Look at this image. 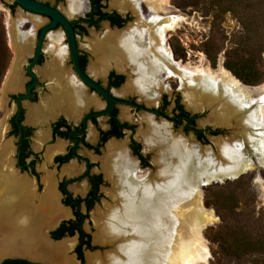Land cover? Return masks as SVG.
Instances as JSON below:
<instances>
[{
  "label": "flooded vegetation",
  "instance_id": "flooded-vegetation-1",
  "mask_svg": "<svg viewBox=\"0 0 264 264\" xmlns=\"http://www.w3.org/2000/svg\"><path fill=\"white\" fill-rule=\"evenodd\" d=\"M37 1L55 8L70 21L80 70L107 90L116 100L113 101L112 108L108 113H94L105 110L109 102L101 93L77 75L66 31L62 24L57 23L55 27L46 30L40 45L39 54L35 59L40 31L51 21V17L43 13L24 10L13 1L11 8L18 5L22 11L20 16L27 18H22L21 21L15 18V24L17 29L21 28L22 23L27 24L25 32L29 33V43L27 49H25L23 35L26 33L22 30H17V44L15 43L17 51L16 68L23 70V72H18L20 84L9 90L6 103L4 104L9 110L13 104L15 110L9 118V131L6 135L13 137L12 143L10 144L8 141L0 139V149L2 144L8 145V150L3 152L0 150V164L9 166L19 177L26 179L27 182L29 181L30 189L3 192V199L8 196L7 194L14 193V202H12V206L9 203H0V264H52L53 256L47 246L57 245L56 247H60L67 241L73 244V248L65 255L72 258L76 264H84L85 262L87 264L89 257L94 256L96 253L87 254V257H85V250L91 248L90 238L93 234L90 236L85 231L84 220L87 216L94 214L93 221L96 229V212L99 209H95V212H91V209L95 205V200L99 198L100 187L104 183H110V189L106 190L108 196L114 188L112 180L107 176L103 168L104 161L108 156L106 149L108 151L111 142L123 145L127 150L126 153L131 160L129 172L125 175L127 179L128 175L134 173L138 177L150 175L147 170L142 171L144 168L151 166L148 161L150 153L155 152L153 162L157 165V150L151 148L148 150L146 146L147 119H151L159 125L166 124L171 134L175 137L177 136L176 133H173L169 125L170 122L173 124L172 126H182L184 131H192L197 141L205 137V131L196 128L195 115L191 114L194 111L191 108L189 109L192 112L185 110L178 98H176L174 106L175 114L173 116L166 114L167 99L165 95L162 96V93L170 91L169 86L165 82L167 78L164 77V73L167 71H159V69L154 71L155 73H160L158 74L160 79L153 74L151 76V80L154 79L152 81L157 85H151L147 90L142 89V91L135 84V81L137 80V75L140 77L141 74L148 72L141 69L140 65L137 66V60L134 61L127 58L125 63L123 61L121 64L118 63L120 70L117 69L116 62L111 61L112 67L107 70L108 72L104 73L105 77L104 75L96 76V65H98L99 60L94 53L95 49L92 48L90 40L97 34L95 31L99 28V23L104 22V27L98 35H103L105 27H108L111 31L129 30L128 38L133 42V45L145 46L149 39L148 32L150 30L147 29H149L150 25L147 22L151 13L146 9L143 2L138 5L136 3L135 5L131 4V8H127L122 12L114 7L111 8V11H106L104 2L107 0H78V2L82 3L84 11H80L78 14H69L68 12L66 14L56 5L60 0H55L54 3H51L50 0ZM129 3H133V0H129ZM67 6L68 0H66V10ZM132 9L136 13L138 12L137 14L142 21L135 27L123 28L128 23ZM101 14L109 15L112 19L101 17ZM34 21L37 22V26L33 29ZM148 25L149 27L147 28ZM88 29H93V33L90 34V37H87L88 40L86 42L80 43L79 38L89 34ZM50 36H57L56 45H51ZM21 53H26V62L24 64L22 63L23 58L20 56ZM171 57L175 63L182 62L187 64L188 61H191L193 55H189L186 61L180 58L174 59L173 54ZM142 60L144 61L145 59H141V62ZM30 64L29 71L28 67ZM29 72H32V74ZM132 75L135 77L132 78ZM9 81L10 79L7 83ZM175 81L177 82V80ZM37 87H40L41 90L47 87L50 88V93L44 95L39 104L37 103ZM5 88L8 89L7 84ZM74 88L80 90L83 94V99L79 103L68 96L69 102L64 99L65 97L62 98L64 99L62 104L60 103L61 105L53 114L48 113L49 115L47 114L48 116L46 115L45 117H41L39 113L32 114L33 111L43 108V105L48 102L47 99L56 97L59 91H62V94H67L70 89ZM156 88L157 93H155ZM130 92L137 93L140 100L151 106L136 101L134 96H130ZM27 93H29L28 97H21L18 101L20 95ZM184 94L185 92L182 91L187 106ZM122 95H127V97ZM156 101L158 106H155ZM68 107L70 108L68 109ZM24 108H27L28 111L26 122L24 121ZM138 111L145 114L138 116ZM162 119L168 120L169 124ZM137 123H142L145 126L143 130L139 129V134L136 136L135 128ZM34 125H39L43 128L35 131ZM127 134L128 136L126 137ZM124 138H127V141ZM195 146L197 147L198 145ZM95 160H101L102 171H95ZM81 180H83L82 184L77 189H74V186L77 183L79 184ZM153 182L154 180L150 178L147 185L149 186ZM50 194H54L57 197L55 203L67 214L65 217L54 221L56 223H44V226L41 225L38 229L36 228V222L30 219L24 204L19 205V203L23 197L27 196L29 201L32 200L33 216L37 217V214L47 212L45 202ZM106 204L109 203H104L103 205ZM15 234L18 235L16 236L18 237L16 241L13 240ZM74 234H77V237H74ZM35 235L39 238H34ZM76 238L77 243L74 245ZM41 239L45 242H42ZM94 241L96 242V234ZM19 242L21 243L19 244ZM37 242H39L38 245ZM44 243L47 246H44Z\"/></svg>",
  "mask_w": 264,
  "mask_h": 264
},
{
  "label": "bare ground",
  "instance_id": "bare-ground-1",
  "mask_svg": "<svg viewBox=\"0 0 264 264\" xmlns=\"http://www.w3.org/2000/svg\"><path fill=\"white\" fill-rule=\"evenodd\" d=\"M71 2L67 10L69 14H78L80 11H84L82 3L80 4L78 0L74 4ZM140 2H143L151 13L148 22L146 21L150 25V27L147 26V28L149 27L147 30L150 31L146 48L153 55L152 63L148 60L147 63L143 60L141 62L143 58L140 57L139 46L136 43L134 46L128 38L129 30L111 31L106 28L103 35H98L97 42L96 40L93 42L92 48L95 51H92L99 60L96 65V76L104 75L109 68L111 69V61L116 62L115 65L120 70L118 63L121 64L122 61L125 63L127 58H130V60H137V66L141 64V69L148 72L141 74L142 76L140 75L139 79L137 77L135 81V84L140 87V91H142L140 86L143 83L142 78L147 81L148 85H155L151 76L153 74L158 78L160 73L154 71L158 69L167 71L165 76L178 80L182 90H185L184 96L188 108L194 111L203 110L205 107L214 109L211 118L213 123L228 125L236 114H240L244 109L249 110L242 119L237 121L239 125L242 124L253 129L250 137L247 136L253 155H249L250 152L246 153V146H243V143L239 146L242 148H236V150L235 144L238 141L223 142L226 144L221 150L222 154L226 156L225 164L209 173L208 166H202L196 161L197 152L192 150L193 148L191 149V145L186 139L175 138L166 124L159 125L151 119H147L146 146L148 150L150 148L157 150L156 163L160 177L159 182L154 181L148 186L150 175L138 177L134 173L128 175L127 179L125 178L130 169L131 160L123 145L111 142L110 145L108 144L109 147L107 145L108 156L104 161L103 168L114 184L113 191L109 193V196L118 204L115 207L106 204L104 210L96 212L98 230L96 241L102 244L107 241L120 242L112 251L103 256L96 254L89 257L87 264H208L210 254L202 231L209 225L207 223L213 215L203 204L200 187L218 178L222 180L240 176L248 169L249 158L254 161L253 163L262 165L261 162L264 161V131L261 130L264 123V84L256 87L246 86L226 69L223 56H220L218 67L215 70L211 68L204 55H199L197 62L175 63L171 57L168 38L179 30L187 29L188 26L198 28L199 20L187 17L176 10L170 4V0H133V3H129V0H114L113 7L124 12L133 4L138 5ZM35 26H37L36 21ZM11 31V39L14 38V42L17 44L16 27H13ZM142 34L144 35L143 32ZM56 37L50 36L49 40L53 45L58 41ZM23 43L24 48L27 49L29 36L24 38ZM14 70L17 72V68ZM13 75L14 80L11 81V84L7 83L9 90L20 84L19 73ZM68 96L78 103L83 99L82 92L75 88L70 89L67 94H62V91H59L56 97L49 100V105L46 102V105L43 106L44 110L41 109L40 112L36 110L32 114L39 113L41 117H45L48 113L53 114L64 99L69 102ZM7 148L8 145L4 144L0 150L6 151ZM28 182L19 177L9 166L0 164V203L5 202L11 205L14 202V193L7 194L8 196L3 199V192L30 189ZM27 198L25 196L22 200L20 199L19 205L24 204L30 219L36 222L38 229L41 225L44 226V223H56L54 221L67 214L55 203L57 197L50 194L45 202L47 212L39 213L37 217H34L32 200L29 201ZM144 205L148 210L152 208L146 224L153 233L157 234L154 238L143 233L145 229ZM16 236L18 235L15 234L14 241L18 239ZM36 237L39 238L35 235L34 238ZM44 246L47 245L44 243ZM56 246H47L53 256L52 264H76L72 258L66 256L67 251L73 248L70 241L63 243L60 247Z\"/></svg>",
  "mask_w": 264,
  "mask_h": 264
},
{
  "label": "rangeland",
  "instance_id": "rangeland-1",
  "mask_svg": "<svg viewBox=\"0 0 264 264\" xmlns=\"http://www.w3.org/2000/svg\"><path fill=\"white\" fill-rule=\"evenodd\" d=\"M50 1L51 3H54L55 0ZM71 1L72 0H68L67 10L69 9ZM113 1L114 0H107L104 2L106 11L112 10ZM74 2H76V0H73L71 3L74 4ZM12 4L13 0L0 1V43H4L3 45L6 49L7 55L2 61V51L4 50L2 47L3 45L1 44L0 139L2 141H8L10 144L12 143L13 137L6 135L9 131V118L11 113L15 110V106L12 104L10 110L4 106L6 101L1 98V88L3 85L4 87L6 86L8 79H10L9 84L14 80V75L11 73L23 72L21 69H17V72L14 70L16 68L17 51L15 49L14 38L11 39V29L16 27L15 18L19 21H21L22 18L27 19L20 16L22 11L19 6L16 5L11 8ZM170 4L187 17L198 19L200 23L198 28H191L188 26L187 29L179 30L177 33H174L169 37L168 43L174 59L180 58L186 61L189 55H193L191 61L197 62L199 55H204L208 60L209 65L214 70L218 67L220 56H223V63L226 60L233 66L239 67V61H243L251 67L250 69L244 67L243 70H245V75L249 76L251 73L255 72L258 75V79L256 78L255 84H246L243 81L242 82L249 87H256L264 84V0H170ZM56 5L64 13L67 12L65 9L66 0H60ZM129 16L128 23L125 24L123 28L135 27L142 21L133 9ZM26 27L27 24L22 23L21 28H16V31L22 30L27 34L28 32H25ZM103 27L104 22H100L99 28L95 31V33H97L96 37L94 35L90 40L92 47L94 44L93 42L95 40L97 42L98 33H101ZM32 28H35V21ZM106 28L108 27H105L104 31ZM88 32L89 34H85L84 37L79 38L80 43L88 40L87 37H90V34L93 33V29H88ZM26 34L23 35L24 38L29 36V33ZM51 45H53V43H51ZM146 47L147 43L145 46H140L138 48L140 57L144 58L146 62L148 60L152 63L153 55L149 53ZM20 56L23 58L22 63L24 64L26 62V53H21ZM10 75L12 76L11 78ZM165 75L166 74L164 73V77L167 78ZM134 77L135 76L132 75V78ZM137 77L139 79L138 75ZM175 80L176 79L168 77L165 82L169 86L170 91H164L162 93V96L165 95L167 99L165 112L169 116L175 114L174 106L176 98H178L185 110L192 112L187 108L182 95V91L185 92V90H182L183 88L180 86L179 81L177 80V83ZM142 82L143 83L140 84L142 89L147 90L151 86V84L148 85L147 81L143 78ZM36 91L37 103L39 104L44 95L50 93V88L47 87L41 90L40 87H37ZM155 93H157V88ZM137 95V93L130 92V96H134L136 101L151 106L140 100ZM122 96L127 97V95ZM155 106H158L157 101ZM213 110L212 107H205L203 110H196L194 113H191L195 115L196 128L205 131V137L200 141L195 140L192 131H184L182 126H172L173 124L171 122L169 124L167 122L168 120L162 119L171 126L173 133H176L177 137L174 136L175 138L180 137L182 140L186 139L190 143L191 149L193 148L192 150L197 152L196 161L201 163L202 166H208L207 170L209 173H212L213 170L218 169L219 166L225 164L224 160H226V156L223 155L221 151L223 146H226L223 142L227 141V143H229L231 141H238L237 144H235V149L242 148L239 146L243 143V146H246V153L249 154L250 152L249 155H253L250 150L251 147L249 140H247L248 137H250V134H252L253 129H249L242 124L239 125L237 121L242 119L249 110L244 109L241 112L242 114H236L237 116L235 115L234 119L232 118L230 120L231 125L213 123L211 119L213 116ZM144 114L145 113L141 111L137 112L138 116ZM27 118L28 111L27 108H24L25 122ZM158 121H160V119H158ZM34 126L35 131L43 128L39 125ZM37 126L39 127L37 128ZM144 126L142 123H137L135 128L136 136L139 134V129L143 130ZM261 130L264 131V123L262 124ZM127 136L128 134L126 137ZM124 139L127 141V138ZM3 145L4 144H2V146ZM195 145L198 146L196 147ZM154 157L155 152L152 154L150 153L148 161L151 166L149 168H144L142 171L147 170V172H150V178L159 182L160 177L158 166L153 162ZM251 160L252 159L249 158V162L247 163L248 169L240 176L229 180H220V178H218L217 180H212L200 187L203 204L213 215L212 219L207 223L209 225H207L202 231L210 254L208 264H264V161L261 162L262 165H257ZM101 165V160H95V171H102ZM82 182L83 180L79 181V184L77 183L74 186V189H77ZM110 187L111 185L108 182L101 185L99 198L95 200V205L91 209V212H95V209L97 208L99 210H104V203H109L110 206L112 205L114 207L118 204L113 199L112 204L111 196H108L106 192ZM149 209L150 210L144 205L143 219L145 220L146 227L144 226L145 229L143 230V233L154 238L157 234L153 233L146 224L152 208ZM93 217L94 214L87 216L84 220L85 231L88 232L90 236L93 234L90 238L91 248L85 250V255L87 252H92L91 254L96 253L103 256L112 251L120 241L114 243L113 241H107L103 242V244L98 243L97 241L94 242L95 234L97 235L98 230L97 226L95 229ZM127 233H129V231H127ZM74 237H77V234H74ZM76 243L77 238L74 245ZM84 264H86V262Z\"/></svg>",
  "mask_w": 264,
  "mask_h": 264
},
{
  "label": "water",
  "instance_id": "water-1",
  "mask_svg": "<svg viewBox=\"0 0 264 264\" xmlns=\"http://www.w3.org/2000/svg\"><path fill=\"white\" fill-rule=\"evenodd\" d=\"M13 1H15L24 10L43 13V14H46V15L51 17V21L47 25H45L40 31L35 59L37 58V56L39 54L40 45H41V42H42V39H43V36H44L46 30L55 27L57 25V23L62 24V26L64 27V29L66 31V35L68 38V42H69V46H70L71 54H72V58H73V63H74L77 75L82 80H84L86 83H88L93 88H95L99 93H101L109 102L108 107L105 110L94 112V113L95 114L108 113L110 111V109L112 108L113 101L116 99L107 90H105L102 86H100L94 80L89 78L87 75H85L80 70V68L78 66V61H77V50H76L75 41H74V33H73V29L71 27L70 21L65 16H63V14H61L58 10H56L55 8L48 6L44 3H41L37 0H13ZM30 66H31V64L28 67L29 71H30ZM29 73L32 74V72H29ZM8 93H9V89L7 90L3 85L1 88V98L6 101ZM28 96H29V93H27L25 95H20L18 97V101L21 99V97H28ZM146 109H150V108H146ZM226 180H229V178ZM91 253L92 252H87L85 257H87V254H91ZM85 261H86V259H85Z\"/></svg>",
  "mask_w": 264,
  "mask_h": 264
},
{
  "label": "trees",
  "instance_id": "trees-1",
  "mask_svg": "<svg viewBox=\"0 0 264 264\" xmlns=\"http://www.w3.org/2000/svg\"><path fill=\"white\" fill-rule=\"evenodd\" d=\"M101 17H107V18L112 19L111 16H109V15L106 16L105 14H101ZM1 44L3 45L4 43L1 42L0 45ZM2 47H3V50H4V51H2V61H3L4 58H5V56H7V55H6V49H5L4 45ZM239 63H240V66L239 67L238 66H233V65H231L230 63H228L225 60L224 65H225V67L227 69H229L236 77H238L244 83H246V84H255L256 78L258 77V75L255 72L251 73L249 76L245 75V73H244L245 70H243L244 67H246V69L247 68L250 69L251 67L248 64H246V62L239 61Z\"/></svg>",
  "mask_w": 264,
  "mask_h": 264
},
{
  "label": "crops",
  "instance_id": "crops-1",
  "mask_svg": "<svg viewBox=\"0 0 264 264\" xmlns=\"http://www.w3.org/2000/svg\"><path fill=\"white\" fill-rule=\"evenodd\" d=\"M47 100H48V102H49V100H52V99H47ZM48 102H47V103H48ZM41 109H43V108H41ZM41 109H39V112H40ZM35 111H36V110H35ZM32 113H33V112H32Z\"/></svg>",
  "mask_w": 264,
  "mask_h": 264
}]
</instances>
